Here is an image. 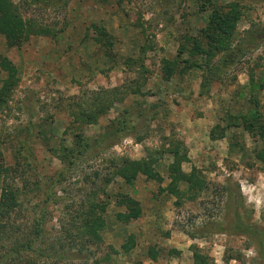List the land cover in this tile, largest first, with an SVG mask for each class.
Returning <instances> with one entry per match:
<instances>
[{"label":"rangeland","instance_id":"obj_1","mask_svg":"<svg viewBox=\"0 0 264 264\" xmlns=\"http://www.w3.org/2000/svg\"><path fill=\"white\" fill-rule=\"evenodd\" d=\"M14 1L36 29L51 32H32L21 46L10 47L0 31V57L18 70L17 85L0 105V198L11 184L19 202L11 218L0 216L7 225L0 232V264H85L86 256L102 258L109 246L117 249L114 264H197L198 257L206 264H264L255 241L232 230L233 210L223 189L232 187L248 222L264 225V159L257 156L264 139L245 128L252 119L246 117L260 111L255 102H264V0H212L225 11L237 3L236 33L242 38L252 31L256 46H248L225 71L204 66L183 74L184 61H207L192 53L197 41L208 46L202 30L212 10L206 0ZM102 33L114 36L113 47L97 41ZM141 57L144 67L128 66L129 58ZM166 59L181 61L170 79L164 77ZM7 75L2 71L1 81ZM100 102L108 110L96 123L77 120ZM125 109L141 111L133 121L143 140L128 136L79 159L45 203L42 177L64 167L62 150L74 146L78 133L104 132ZM182 143L188 149L183 170H200L206 188L178 205L162 189L171 182L169 149ZM125 159H149L160 178L139 172L129 183L118 172ZM179 187L186 190L188 184L181 181ZM124 194L142 208V215L127 223L117 218L127 210L120 202ZM94 201L106 206L104 241L100 249L82 251L68 242L64 227L81 225ZM38 217L44 220L39 239ZM130 237L134 244L125 251ZM18 241L34 242L35 249L12 252ZM150 248L158 253L156 261Z\"/></svg>","mask_w":264,"mask_h":264},{"label":"trees","instance_id":"obj_2","mask_svg":"<svg viewBox=\"0 0 264 264\" xmlns=\"http://www.w3.org/2000/svg\"><path fill=\"white\" fill-rule=\"evenodd\" d=\"M69 0H50L52 3H60L65 5ZM212 0L204 1V4H209L208 8L212 11L208 17L207 27L202 30L204 39L207 41V47H204L199 41L192 44V53L195 55L204 54L206 56V63L204 65L200 64L197 60L192 62L191 60L184 61V65L181 67V73L187 72L188 69L193 67H207L212 70V67L218 68L221 71L229 69L231 66H234L237 63L239 58H242L246 54L248 46H256L257 37L252 31H248L246 37H239L236 33V23L240 16V11L238 10L237 3H230L228 11L222 6L215 5L212 3ZM207 9V6H206ZM0 31L4 34L7 43L10 47L21 46L26 40L29 39V36L32 32H37L40 34H50V29L44 27H38L37 29L33 26V22L30 19L25 18L20 5L14 0H0ZM97 41L101 42L105 47H113L114 45V36L108 33H102L97 38ZM187 43H191V40L187 39ZM147 46L142 45V52L147 51ZM182 53L188 51L187 46L182 48ZM109 52V51H108ZM223 53L218 64L214 65L213 60L216 55ZM109 54V53H108ZM181 61L175 60H164L163 70L164 77L166 79L172 78L174 74L178 71ZM128 66H134L135 64H140L141 67H144L143 58L138 60L129 58ZM7 72V77L2 79L0 77L1 87H0V105L7 100L10 96L12 90L15 88L18 82V70L15 64L7 57H0V74L1 72ZM204 85L207 84V81L204 80ZM255 107L259 109L258 116L252 114V119L246 120L245 128L250 132H257L264 139V102L260 105V102L256 101ZM108 110V105L103 102L98 103V106L92 109L90 112H82L77 117V120L81 123H96L100 116L106 113ZM145 112V111H144ZM143 113V112H142ZM136 115H142L141 111L138 114L132 113L131 110L125 109L119 117H117L104 131L95 136L87 137L82 133L76 135V140L74 146L65 147L61 152V159L64 163V167L58 171L53 177H42L43 184L45 188V203L49 202L52 197V190L56 184L61 183L65 180V176L69 172L72 166L76 162L85 157L86 155L91 154L92 152L101 153L103 152L108 145L115 144L116 141H119L128 136H134L138 140L142 141L143 137L135 135L137 125L133 121ZM261 117V118H260ZM225 130V129H224ZM224 136V133L221 137ZM211 138L216 139L215 130L211 131ZM30 145V143H28ZM31 148V145L29 146ZM28 147V148H29ZM29 148V149H30ZM187 147L182 144H176L173 148L169 149L174 156V161L170 165V178L171 182L166 187L162 189L168 191L170 194L174 195L177 200L176 204H180L181 200L184 197L189 196L193 198V195L199 194L206 188L205 179L202 178L200 170L193 168L191 172H185L182 168L183 162L188 160L187 157ZM32 153V151L30 150ZM257 156L264 159V150L258 151ZM124 165L120 168V172L129 183H133L139 172H143L150 177L160 178L157 173L152 169L151 162L149 159L141 160H130L125 159ZM6 173H9V168H2ZM98 176V175H97ZM160 180V179H159ZM162 180V178H161ZM183 181L188 184L186 190H182L179 187V183ZM223 189L229 194V202L231 204L230 208L233 210L232 216V230L239 232L245 235H248L252 238L260 256L264 258V225H256L248 222L245 219L242 207L244 203H241L237 199V194L234 192L231 186H223ZM191 193V194H190ZM238 196L241 197V194L238 193ZM18 190L14 188L11 184H7L4 187L3 192L0 198V216L3 218H11L12 212L19 205L17 200ZM121 204H126V212L117 213V218L119 221L127 223L132 219H137L142 215V208L140 202L132 198L128 194L122 195ZM106 210V206L99 202H91L88 209L85 210L84 216L82 218L81 225L74 226L73 229H68L64 227L65 237L71 245L79 246L82 251L89 250L91 251L93 247L100 249L103 245V236L101 230L106 227V220L103 216V213ZM44 220L42 217H38L35 221V234L36 237H39L44 232ZM7 227L6 223L0 219V232ZM134 240L133 237H130L128 243L124 244L125 251L133 246ZM62 246V245H61ZM35 249L34 242L31 241H18L15 247L12 248V252H23L27 250ZM149 257L156 261L158 253L150 248ZM40 253H43L44 250H40ZM117 249L112 246H109V252L105 253L102 258H95L92 261L90 256H86L85 264H114L111 261L112 254L116 253ZM206 259L198 257L197 264H206Z\"/></svg>","mask_w":264,"mask_h":264}]
</instances>
